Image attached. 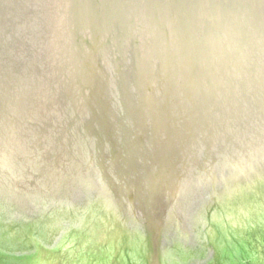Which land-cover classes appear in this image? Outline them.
<instances>
[{"label":"water","instance_id":"1","mask_svg":"<svg viewBox=\"0 0 264 264\" xmlns=\"http://www.w3.org/2000/svg\"><path fill=\"white\" fill-rule=\"evenodd\" d=\"M0 264H264V0H0Z\"/></svg>","mask_w":264,"mask_h":264}]
</instances>
